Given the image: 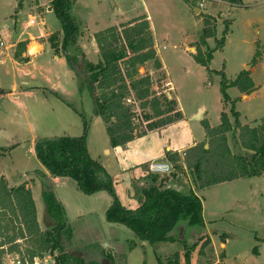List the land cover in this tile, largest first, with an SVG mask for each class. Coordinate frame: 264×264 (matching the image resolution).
I'll return each mask as SVG.
<instances>
[{
    "label": "rangeland",
    "instance_id": "rangeland-1",
    "mask_svg": "<svg viewBox=\"0 0 264 264\" xmlns=\"http://www.w3.org/2000/svg\"><path fill=\"white\" fill-rule=\"evenodd\" d=\"M50 3V0H0V31L6 39L4 45L0 44V175L10 184L31 185L42 229L48 228L53 220L46 214L45 181L36 173L49 172L36 156L37 139L81 135L86 117L91 155L114 177L123 204L133 206L142 186L150 180L149 163L153 159L164 161L169 152L183 154L189 144L204 140L203 119L218 125L225 111L235 122L233 109L239 112L242 123L260 122L264 118V0H245L242 6L231 0H203L204 5L197 6L198 13L190 0L75 1L72 12L84 22L79 42L89 43L91 33L111 24L118 25L141 13L149 16L163 68L157 71L149 65L147 70L155 79L165 74V81L169 82L167 93L178 100L183 112L182 119L136 136L120 147L112 145L100 116L95 122L98 115L89 89L81 88L77 78L67 77L65 72L71 69L68 62L57 64L51 71L49 65L38 70L32 65L19 69L14 62L12 45L19 34L23 38L39 37L62 29L57 14L48 9ZM113 6L119 9L118 13H113ZM31 14L35 15L37 24L27 26ZM205 14L215 19V35L202 44ZM49 36L44 38L48 47L62 53L59 45L52 46L55 41ZM222 38L224 44L220 45ZM197 44H202L205 52H212L208 66L196 59ZM87 52L90 60L99 59L98 49L95 51L90 46ZM248 65L251 67L247 68ZM243 69L251 70L256 89L243 98L237 87L229 86L230 99L226 101L221 89V71L228 79H234ZM46 75H57L61 84L58 91L66 100L48 89L52 84L46 82ZM13 85L17 90L12 93ZM200 111L202 118L198 119L196 115ZM236 137L237 131L228 133L229 144L234 151H240L234 147ZM169 161L178 173L171 180L183 185L184 191L195 187L194 177L183 161L176 164ZM50 180L65 205L72 231L71 251L82 253L98 264H158L159 258L165 260L176 251H184L182 243L144 241L125 224L108 221L106 209L111 195L106 190L87 194L73 179L51 177ZM198 192L206 223L202 231L193 229L186 234L188 242L206 233L212 241L213 253L207 249L210 260L218 262L224 252L225 264H264V173L221 182ZM192 255L193 264L205 263L206 258L198 247Z\"/></svg>",
    "mask_w": 264,
    "mask_h": 264
},
{
    "label": "trees",
    "instance_id": "trees-1",
    "mask_svg": "<svg viewBox=\"0 0 264 264\" xmlns=\"http://www.w3.org/2000/svg\"><path fill=\"white\" fill-rule=\"evenodd\" d=\"M50 1L62 24V29L49 36L55 41L52 46L61 47L81 88L89 89L94 108L103 120L113 146H125L136 136L183 118L178 100L167 93L169 82L165 81V74L155 79L147 70L149 65L157 71L163 68L147 15L141 14L94 32L99 59L93 61L79 42L84 22L72 12L76 0ZM190 2L197 7L196 0ZM231 2L242 5L243 0ZM212 17L204 16L206 26L200 38L202 44L215 35ZM219 43L223 45L224 38ZM202 44H197L195 56L208 66L212 52H205ZM26 45V40L17 43L14 56L19 61L25 59L22 55ZM221 74V89L226 101L230 99L229 86L246 94L256 89L251 70H241L234 79H228L224 71ZM53 92L66 100L65 95ZM233 114L235 122L223 111L221 122L214 126L203 119L204 140L187 147L183 154L178 151L167 153L173 163L183 161L194 177L195 189L264 173V118L260 122L242 123L239 112L233 109ZM86 120L85 117L81 135L44 136L35 141L36 156L50 175L73 179L87 194L106 190L111 195L106 219L125 224L141 240L184 245L182 253L176 251L165 260L159 258L158 264H193L192 254L197 247L206 258L204 264H225L222 260L224 252L218 262L209 259L207 249H212V241L208 234L201 233L197 240L188 242L186 234L190 230L200 232L205 228L203 200L194 188L184 191L169 183L178 175L176 171L163 175L151 173L149 182L140 190L139 205L132 208L123 204L114 177L89 151ZM233 130L237 131L234 147L240 151H234L229 144L228 133ZM36 173L45 180L46 214L53 222L48 228H41L36 202L27 182L10 184L4 175H0V264H6L5 257L9 253L20 256L24 253L31 260L49 254L52 256L50 264H98L82 253L70 250L72 231L65 205L50 177L42 171ZM107 257L113 260L111 254Z\"/></svg>",
    "mask_w": 264,
    "mask_h": 264
},
{
    "label": "crops",
    "instance_id": "crops-1",
    "mask_svg": "<svg viewBox=\"0 0 264 264\" xmlns=\"http://www.w3.org/2000/svg\"><path fill=\"white\" fill-rule=\"evenodd\" d=\"M217 1H219L220 2V0H217ZM222 1V0H221ZM223 1H225V0H223ZM244 2H245V0H243V3H242V5L244 4ZM239 5V4H238ZM241 5V6H242ZM191 6L193 7V8H195L192 4H191ZM240 6V5H239ZM198 8V7H197ZM48 9H50V10H53L52 9V7H51V5H48ZM199 9V8H198ZM112 11H113V13H118L119 12V9L116 7V6H113L112 7ZM198 12H200V9L197 11V13ZM141 14H144V15H147V14H145V13H141ZM141 14H138V15H141ZM138 15H136V16H138ZM31 16H32V14H31ZM136 16H134V17H136ZM134 17H132V18H134ZM147 17H148V19H149V16L147 15ZM132 18H130V19H132ZM130 19H127V20H123V21H120V22H118V25L120 24V23H122V22H126V21H128V20H130ZM29 20L27 21V26H30L29 25ZM42 23H44V21L42 20ZM37 24V23H36ZM115 25H117V24H111V25H109V26H115ZM106 27H108V26H106ZM105 28V27H104ZM97 31V30H96ZM96 31H94V32H96ZM4 33V32H3ZM1 31H0V35H1V38L3 39V41L4 40H6L3 36H2V34H3ZM52 32H46V33H43V34H41L39 37H35L34 35H29L28 37H26V38H23L22 37V33L21 34H19L18 36H17V38H16V40L14 41V43H13V45H12V47H13V57H14V62L16 63V65H17V67L20 69V67H26V66H30V65H32L33 66V68L35 69V70H38V69H40L42 66H44V65H49V69H50V71H51V69L52 68H55L56 67V65L57 64H61V63H66L67 62V60H66V57L63 55V52L62 53H55L50 47H48V44L45 42V40H44V38L46 37V36H48V35H50ZM94 34V33H93ZM93 34L91 33L90 34V37H89V40H90V42L89 43H87L86 42V40H85V42L84 41H80V45L82 46V48H83V50L85 51V53H86V55H87V50H89V47L91 46L93 49L95 48V51L98 49V46H97V43H96V41H95V39H94V36H93ZM43 39V40H42ZM22 40H26L27 41V45H26V49H25V51H23V55H22V57L23 58H25L24 60H22V61H19L18 59H16L15 58V56H14V52H15V49H16V46H17V43L19 42V41H22ZM156 42V41H155ZM32 44H36L37 46H38V49H37V51H34V52H32L31 51V49H32V47H34V45L33 46H31ZM156 44V43H155ZM30 46H31V48H30ZM155 47H156V45H155ZM156 49H157V47H156ZM88 57V56H87ZM89 58V57H88ZM48 61V62H46V61ZM143 69V68H142ZM69 72H65V73H67V77H69V78H71V79H73V80H75V75H74V71L72 70V69H69L68 70ZM29 73L31 72V70H29L28 71ZM251 75H252V73H251ZM46 77H47V79H46V82L47 83H51L52 85H50L49 87L48 86H45V87H48V89L49 90H51V91H58L59 90V88H60V86H61V84H60V79L57 77V75H53V76H48V75H46ZM24 82H26V81H24ZM36 87L38 86V87H41L42 88V85H35ZM16 85H13V90H12V93L13 92H16ZM59 92V91H58ZM169 94V93H168ZM251 94V93H250ZM250 94H246V93H242V97L243 98H245V97H248V96H250ZM99 116L98 117H96L95 118V122L96 121H99ZM243 123H245V122H243ZM197 142H199V141H194L193 143H191L192 145L193 144H195V143H197ZM191 144H189L187 147H189V146H191ZM117 147H120V146H117ZM184 151V150H183ZM179 152V151H178ZM180 153V152H179ZM182 154V153H181ZM154 160V159H153ZM165 160H168V156H166V159ZM43 173H45V174H47L50 178L52 177L53 178V176H51L50 175V173L49 172H45V171H42ZM42 178V177H41ZM43 179V178H42ZM175 180V179H174ZM45 181V180H44ZM177 181H172V180H170L169 181V183L171 184V185H173V186H175V187H179L180 189H182L183 190V188H184V186L183 185H181V186H178L177 185V183H176ZM21 183V182H20ZM12 184V183H11ZM15 184H19V183H16L15 182ZM27 186L28 187H30L31 188V185L27 182ZM193 188H194V190L199 194V192H198V190L199 189H195V187L193 186ZM31 191H32V188H31ZM200 195V194H199ZM34 197V196H33ZM34 199H35V197H34ZM35 202H36V200H35ZM111 203V202H110ZM132 203H129V205H127L128 207H131L132 205H131ZM134 205L132 206V208H135V207H137L138 205H139V201H138V199H137V203H133ZM110 205V204H109ZM36 206H37V212H38V204H37V202H36ZM38 215V214H37ZM39 220V219H38ZM206 223V222H205Z\"/></svg>",
    "mask_w": 264,
    "mask_h": 264
},
{
    "label": "built area",
    "instance_id": "built-area-1",
    "mask_svg": "<svg viewBox=\"0 0 264 264\" xmlns=\"http://www.w3.org/2000/svg\"><path fill=\"white\" fill-rule=\"evenodd\" d=\"M221 1V0H220ZM223 1V0H222ZM203 0H197V6L202 7ZM29 25H33L37 23V19L35 15H32L29 19ZM0 44L4 45V41H1ZM149 171L154 174H168L171 171H173V165L169 160H152L149 163ZM52 262V257L49 254H46L44 256H35L32 260L29 259V257L23 253L22 256L15 253H9L5 257V263L6 264H50Z\"/></svg>",
    "mask_w": 264,
    "mask_h": 264
},
{
    "label": "water",
    "instance_id": "water-1",
    "mask_svg": "<svg viewBox=\"0 0 264 264\" xmlns=\"http://www.w3.org/2000/svg\"><path fill=\"white\" fill-rule=\"evenodd\" d=\"M199 9L197 7H195V11L197 12ZM251 67V65H248L247 68ZM196 118L201 119L202 118V114L201 111L199 114L196 115ZM206 146H208V144H206Z\"/></svg>",
    "mask_w": 264,
    "mask_h": 264
},
{
    "label": "bare ground",
    "instance_id": "bare-ground-1",
    "mask_svg": "<svg viewBox=\"0 0 264 264\" xmlns=\"http://www.w3.org/2000/svg\"><path fill=\"white\" fill-rule=\"evenodd\" d=\"M37 49V46L32 47L31 51L34 52Z\"/></svg>",
    "mask_w": 264,
    "mask_h": 264
}]
</instances>
